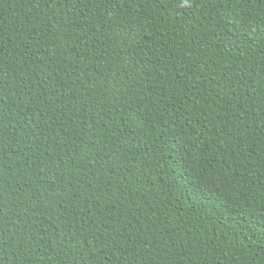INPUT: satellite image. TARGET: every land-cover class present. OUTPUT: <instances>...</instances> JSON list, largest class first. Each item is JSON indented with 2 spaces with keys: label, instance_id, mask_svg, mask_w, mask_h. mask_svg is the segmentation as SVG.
I'll use <instances>...</instances> for the list:
<instances>
[{
  "label": "trees",
  "instance_id": "1",
  "mask_svg": "<svg viewBox=\"0 0 264 264\" xmlns=\"http://www.w3.org/2000/svg\"><path fill=\"white\" fill-rule=\"evenodd\" d=\"M0 264H264V0H0Z\"/></svg>",
  "mask_w": 264,
  "mask_h": 264
},
{
  "label": "clouds",
  "instance_id": "2",
  "mask_svg": "<svg viewBox=\"0 0 264 264\" xmlns=\"http://www.w3.org/2000/svg\"><path fill=\"white\" fill-rule=\"evenodd\" d=\"M183 2L186 3L185 0H183Z\"/></svg>",
  "mask_w": 264,
  "mask_h": 264
},
{
  "label": "snow or ice",
  "instance_id": "3",
  "mask_svg": "<svg viewBox=\"0 0 264 264\" xmlns=\"http://www.w3.org/2000/svg\"><path fill=\"white\" fill-rule=\"evenodd\" d=\"M185 2L187 3V0H185Z\"/></svg>",
  "mask_w": 264,
  "mask_h": 264
}]
</instances>
